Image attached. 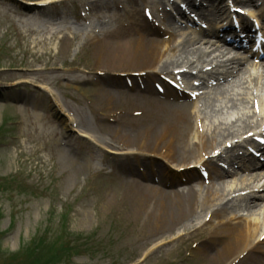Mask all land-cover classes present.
Instances as JSON below:
<instances>
[{"label": "bare ground", "instance_id": "obj_1", "mask_svg": "<svg viewBox=\"0 0 264 264\" xmlns=\"http://www.w3.org/2000/svg\"><path fill=\"white\" fill-rule=\"evenodd\" d=\"M139 2L142 8L127 10ZM83 3L90 10L97 9L80 27L81 36L93 45L95 69H119L131 83L126 91L94 85V99L112 100L117 95L129 99L127 124L134 133L126 132V160L142 165L149 161L161 167V173L126 169V176L134 178L129 183L130 196L131 192L136 195V187L147 194H137L135 206L145 231L157 238L151 247L156 255L151 257L159 262L167 260L173 254L172 250L164 252L168 240L174 241L185 232L195 234L199 229L205 241L194 248L195 262L264 264V227L255 218L250 219L259 215L264 219V163L256 156L264 152V142L259 140L264 138V54H254L258 60L255 63L242 55L246 51L242 42L246 40L251 46L256 43L251 30L239 35L237 28H228L226 35L239 40L230 43L220 33L208 30L225 12L224 20L239 16L243 29L251 28L248 17L254 12L248 6H261L258 17L264 19V0ZM118 3L126 4V22L119 11L99 10ZM31 8L32 12L19 13L21 22L38 21L49 11L47 2ZM239 8L245 14L238 12ZM194 17L207 27L201 35L194 30L180 33L182 28L174 25L185 21L194 28ZM120 28L126 29V40L115 33ZM99 32H103L101 37ZM104 35L113 37V41ZM163 77L174 79L179 90L164 93L160 101L155 100L158 94L150 82L139 87L134 84L145 78L166 85ZM53 106L60 114L56 103ZM62 118L66 127L70 126L68 117ZM167 186L170 192H162ZM192 214L194 220L204 216V223L195 226L190 221L166 238V232Z\"/></svg>", "mask_w": 264, "mask_h": 264}, {"label": "rangeland", "instance_id": "obj_2", "mask_svg": "<svg viewBox=\"0 0 264 264\" xmlns=\"http://www.w3.org/2000/svg\"><path fill=\"white\" fill-rule=\"evenodd\" d=\"M45 2L46 16L21 22L19 13L32 12L33 4ZM139 4L127 10L142 8ZM95 10L86 8L83 0H0V264L33 238L55 243L58 249L70 241L71 234L91 235L92 252L81 250L59 264H199L194 248L205 241L199 229L168 240L164 252L173 254L167 260L151 257L156 255L151 247L157 238L145 231L135 206L137 194H147L136 187V195L131 192L130 196L129 183L134 178L126 176V169L161 173V167L126 160V132L134 133L127 124L129 99L119 95L112 100L94 99V85L126 91L131 84L119 69L101 72L94 67L93 45L81 36L80 27ZM99 10L119 11L122 21L126 20V4ZM174 25L182 28L180 33L197 31L180 26L181 21ZM115 33L126 40L125 28ZM250 54L243 56L255 63ZM163 78L166 85L145 78L134 84L150 82L158 94L155 100L160 101L179 90L174 79ZM55 103L60 114L53 108ZM61 114L68 117L70 126L66 127ZM162 190L169 193L171 188ZM193 215L166 232V238L190 221L195 226L204 223V216L194 220ZM254 218L264 227L261 215L250 217Z\"/></svg>", "mask_w": 264, "mask_h": 264}, {"label": "trees", "instance_id": "obj_3", "mask_svg": "<svg viewBox=\"0 0 264 264\" xmlns=\"http://www.w3.org/2000/svg\"><path fill=\"white\" fill-rule=\"evenodd\" d=\"M91 235L80 237L78 234H71V239L62 242V246L54 247V244H46L42 239L33 238L24 248H20L13 253L3 264H59L63 261L71 260L72 257L78 255L81 250L84 252H92L88 241L92 239ZM60 239V238H59ZM86 244V247H83ZM47 252H52L49 254ZM57 252V255H56ZM47 255V257H45ZM51 255H56L53 259Z\"/></svg>", "mask_w": 264, "mask_h": 264}, {"label": "water", "instance_id": "obj_4", "mask_svg": "<svg viewBox=\"0 0 264 264\" xmlns=\"http://www.w3.org/2000/svg\"><path fill=\"white\" fill-rule=\"evenodd\" d=\"M62 115V114H61ZM63 116V115H62Z\"/></svg>", "mask_w": 264, "mask_h": 264}]
</instances>
